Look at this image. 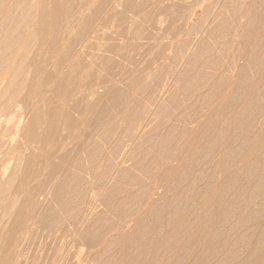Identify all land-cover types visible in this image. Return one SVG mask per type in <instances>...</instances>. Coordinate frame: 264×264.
Listing matches in <instances>:
<instances>
[{"label":"rangeland","instance_id":"1","mask_svg":"<svg viewBox=\"0 0 264 264\" xmlns=\"http://www.w3.org/2000/svg\"><path fill=\"white\" fill-rule=\"evenodd\" d=\"M70 1L37 0L31 14L22 18L18 36L10 39L3 33L0 44L1 70L7 76L3 86L9 79L13 85L12 94L0 100V131L4 129L7 139L19 113L13 105L18 102L21 112L29 110L23 133L16 137L19 148L6 144L0 152V171L9 161L0 174V217L15 208L14 219L26 233L16 245L20 229L0 235L9 238L0 249V259L9 252L10 264H264V55L259 61H247L233 32L232 44L223 45L228 37L206 38L210 27L203 26L205 15L197 23L189 17L202 10L209 16L220 12L228 0H119L122 5L114 6V0H82V15L62 33L64 18L55 9H68ZM245 1L246 7L252 2ZM17 2L0 0L1 28L13 29L20 13L13 7ZM253 27L252 37L261 34L264 19ZM21 30L34 34V40L26 39ZM11 41L9 54L4 47ZM203 42L214 47L212 55H220V68L191 61L195 52L199 61L211 55L200 52ZM175 65L177 73L171 79ZM234 65L244 67L246 78L250 76L243 91L258 102L245 112L237 103L224 104L223 93L239 81ZM156 67L162 80H171L160 100L165 114L154 104L143 105L142 82L153 79ZM183 69L204 70L210 78L195 96L180 93L170 102L178 86L176 76ZM219 78L224 79L222 90L204 102ZM132 110L151 120L141 131L151 140L129 150L127 157L131 153L142 157L150 168L137 169L128 159L125 179L108 182V188L117 185L121 190L104 205L106 190H98L101 175L91 169L87 144L99 141L106 147L120 137L99 114L106 113L117 131L119 118ZM170 125L176 128L172 140L165 137ZM204 125V133L196 134L204 152L195 161L194 154L181 148L191 145L192 134ZM217 128L223 134H212ZM108 129L112 135L101 139L100 133ZM212 139H216L214 153H207ZM98 158L96 162L102 163ZM64 175H72V184L54 191ZM158 185V194L150 196ZM97 190L99 196L91 199ZM89 203L96 206V216L78 222ZM44 205L56 210L50 226L35 218ZM91 225L90 236L84 235Z\"/></svg>","mask_w":264,"mask_h":264},{"label":"bare ground","instance_id":"2","mask_svg":"<svg viewBox=\"0 0 264 264\" xmlns=\"http://www.w3.org/2000/svg\"><path fill=\"white\" fill-rule=\"evenodd\" d=\"M37 2V0H18V2L13 5L15 10L20 9V13L18 17H15L13 20V29L6 30L7 28H1L0 27V44H2L4 40V34L7 33L8 37L10 39L14 38V34L17 37V30L19 28V25L21 24L22 18L31 14V9H33V5ZM122 5L121 1L119 0H114L112 2V6L114 5ZM247 2L244 0H228L227 3H225V9L220 11V12H214L212 11L211 15H206V10H202V13H199V15H196V12L191 13L189 16L192 22L197 23L201 21L203 15H205L206 20H204L206 23H204L205 26H209V30L206 32V38L207 39H218V38H224L228 37L227 43H223V45L227 44H232V35L231 33L233 32V36L237 37V42L239 45H241L245 50H244V58H248L247 61L251 60L252 62H256L264 55V31L261 34H257L256 36L252 37L251 33L252 31L255 30L253 27L254 24L260 19H264V0H252L250 4L246 7L245 5ZM52 2L49 1V10L52 9ZM87 5V3H86ZM84 4L82 3V0H78L75 2V0H71L68 5V9L65 7H62L61 9H58L56 7L55 12L56 15L59 17L64 18V23L62 27V33L66 32L67 29L71 28V23L75 22L76 18L80 17L82 15V12L85 10ZM22 7V8H20ZM10 7L9 11H6V15L10 16ZM209 14V13H208ZM244 15H247L248 18L245 21H242V17ZM209 16V17H208ZM204 19V17H203ZM203 22V21H202ZM62 25H60L59 28H61ZM94 30V29H93ZM92 30V31H93ZM23 32V36L28 39L29 41H33L35 36L34 34H27L26 30H21ZM92 31L87 32V34L84 36L83 41L88 42L89 38L91 37ZM197 38V37H196ZM84 43V42H82ZM14 46V41H11L9 43V46L4 47L5 52L11 53V49ZM213 46L206 44V42H203L202 47L200 52L202 53H211L209 57L206 59H202L199 61V55L197 52H195L192 57L191 61L194 62H200L202 65L209 66L215 69H218L221 67L222 62L220 55H212L213 52ZM224 48V47H223ZM190 48H186L184 52L187 54L188 50ZM3 63L1 62L0 58V100L7 94H12V82L9 79L7 84L3 86L4 80L7 78L6 74L3 73L1 70ZM237 66V65H234ZM157 68V67H156ZM155 70V73L153 74L154 77L151 79L149 82H142V88L145 93V99L146 102L143 103V105H146L149 107L151 104H154L155 107L160 108V114H165L166 110L163 107V104H160V100L163 97L164 92H166L170 86H171V80L168 78L165 80L161 79L160 73H159V68ZM239 70V81L236 83L232 82L231 85H229V88L223 93L224 97V104L231 105V104H238L240 106L241 112H245L247 107H250L252 104H256L257 99H252L251 96L248 97V94L243 91L244 84L247 83V79H250V76L246 78L245 72H244V67L242 66L238 67ZM172 70V69H171ZM246 70V69H245ZM250 70V69H249ZM172 74L170 75L171 79H175V76L173 78V75L177 73V65L174 66V69L171 71ZM209 72H206L204 70H201V72H192L188 69H183L180 73L178 72V75L176 76V82L178 83L177 88L170 94L169 101H174L176 99V96L180 93L186 94V95H196L197 92L204 87V83L210 78ZM224 74V73H223ZM224 82L223 78H219L215 80L212 84V89L209 93L206 94L204 98V102H210L213 97L217 94L220 93L222 90V84ZM247 85V84H246ZM260 94V92H258ZM16 96V95H14ZM13 96V97H14ZM255 96V95H254ZM260 96V95H259ZM251 98V99H250ZM257 98V97H256ZM255 100V101H254ZM153 101V103H152ZM260 103V101H259ZM13 108H16L15 111L19 110V113L15 116H12L8 118V121L12 120L14 118L13 126H12V132L11 136L9 139H7V133L2 129L0 131V152L3 150L1 147L6 144H9L7 148L14 149V148H19L16 137H21V134L23 133V122L25 121L24 119L27 118L29 114V110H25L24 112H21L20 110L23 108L22 105H20L18 102L13 105ZM259 108V106H258ZM257 108V109H258ZM138 109V108H135ZM198 111L202 110L201 105L196 108ZM216 111V109H215ZM212 109V113L216 115L218 112H215ZM239 111V109H238ZM149 112V111H148ZM212 113H210L212 115ZM151 114H153V110L151 111ZM158 114V112H157ZM248 114V113H247ZM239 115V114H238ZM100 118L102 119H107L108 124H112V134L119 132V139L115 141L113 145H108L104 147V145H101L103 143H100L99 141H93L87 144V150H86V156L90 160V166L92 170H95L97 173H99L101 176L97 181V185L99 186L98 190L100 192L105 191L106 193H102L104 196V199H101V204L104 205H109V203H112L116 194L119 193L121 189L117 185H110L108 188V182L111 181V179L117 178L118 181H122L125 179V176L127 174V171H130V169L125 168V162L128 159H131L138 165L137 169H144L147 170L150 168V165L147 164V162L144 161V158L140 157L137 158L135 154L131 153L129 155V158L127 157L129 150L134 149L137 150L138 148H141L143 143L149 142L151 138L146 135H141V131L145 129V127L150 123V119H147L146 117L143 116L142 113H139L137 110H132V112L126 113L125 115L122 116L121 122L117 123V126L120 127L119 130L116 131V125L109 120L108 116L106 113H101L99 114ZM245 117V115H243ZM148 117V116H147ZM248 119V117H246ZM255 118V117H254ZM253 118V121H255ZM250 119V118H249ZM120 121V120H119ZM245 121V120H244ZM247 121V120H246ZM191 122V121H189ZM187 122V123H189ZM186 123V122H185ZM192 123V122H191ZM244 122H242L243 124ZM248 125V124H247ZM237 126V125H236ZM250 126V124H249ZM174 125H170L171 130L167 132L165 137H170L171 140L176 137V128H173ZM235 128V127H234ZM206 130L205 125L199 128V131L195 130L194 133L192 134V140L195 139V141L191 145L184 144L182 149V152L186 151L189 153L194 154V160L198 161L199 155L204 152V147L201 145V140L202 139H196L197 133H204ZM236 130V129H235ZM235 130L233 131L235 133ZM239 130V129H237ZM248 133H250V130ZM47 132V130H46ZM111 131L105 130L104 133H100L101 139L110 137ZM179 133H182L180 131ZM240 133V132H239ZM247 133V134H248ZM212 134H223L218 128L212 132ZM252 134V132H251ZM146 136V137H145ZM238 136V135H237ZM250 136V135H249ZM244 137V136H243ZM238 138V137H237ZM251 139V138H250ZM249 139V141H250ZM100 140V139H99ZM246 140V139H245ZM216 139L210 140V146L208 147V150H206L207 153H214L212 152L214 149ZM247 141V140H246ZM32 141H28L30 143ZM233 142V141H232ZM244 142V141H243ZM248 142V141H247ZM106 143V142H105ZM24 146V145H23ZM29 144L27 142L25 143V149L27 147L28 149ZM260 147V146H258ZM262 147V146H261ZM6 148V152L8 149ZM254 148V147H253ZM264 148V147H262ZM259 149V152L261 151V148ZM254 150V149H253ZM4 151V150H3ZM221 152V151H220ZM228 152L225 151L224 153ZM258 152V155H259ZM263 152V151H262ZM260 152V154L262 153ZM104 154H107L106 157H104ZM256 155V154H255ZM261 156V155H260ZM98 157H102L103 161L102 163H97L96 161L99 160ZM262 157V156H261ZM86 158V159H87ZM135 158V159H133ZM98 159V160H97ZM9 161L6 162V164L3 165L2 171H0V174H3L6 172V169L9 167ZM197 163V162H196ZM254 164V163H253ZM256 165V164H255ZM249 166V165H248ZM250 168L252 166H249ZM248 168V167H247ZM243 169V168H241ZM240 170V169H239ZM262 170V169H261ZM142 171V170H141ZM243 171V170H242ZM264 171V170H263ZM148 172V171H146ZM108 174L107 179L104 181V176ZM98 176V175H97ZM148 176V175H146ZM62 180L59 181L58 183L54 184V191L56 190H62L64 187H70L72 184V175H64L62 176ZM93 182V181H92ZM94 183V182H93ZM147 182L145 183L146 186ZM148 185V184H147ZM149 186V185H148ZM151 188V186H150ZM161 188V185L156 186L152 192L149 194L150 196H153L155 194H158V189ZM163 188V187H162ZM103 189V190H101ZM97 190V191H98ZM148 190V189H147ZM94 191L93 194H90V198L95 200L97 196H99V191ZM150 191V190H149ZM40 193H38V196ZM164 195V194H163ZM162 196V195H161ZM102 198V197H101ZM15 204H17V197L14 198ZM104 201V203H103ZM100 202V201H99ZM35 207H37L35 205ZM95 205L90 203L87 205L86 211L82 214V219L80 218L81 216H77V221L82 223L89 218H94L97 214L95 213ZM15 212L16 209H7L4 211L2 216L0 217V235H6L8 232H16L17 230L20 229V234L18 240L15 242L16 243L20 242L22 240L23 235L26 233V230L20 227L18 220L15 221ZM56 217V210L53 209L50 205H44L42 206L40 212L38 215H36V221L39 222L42 225L45 226H50L54 221H51V219H54ZM80 218V220H79ZM98 219H101L98 218ZM102 222V221H99ZM128 223V222H127ZM92 225L86 229L84 232V235L88 236L91 232ZM88 234V235H87ZM90 236V235H89ZM9 241V238L4 240L3 238L0 239V249L4 248V246L7 245ZM10 257L11 254L8 252L6 253L3 257L0 259V264H10ZM85 259V258H84ZM83 259V261H85ZM87 261V260H86ZM85 264V263H84Z\"/></svg>","mask_w":264,"mask_h":264}]
</instances>
